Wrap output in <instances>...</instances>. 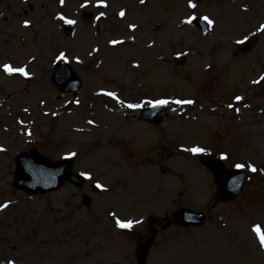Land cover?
Masks as SVG:
<instances>
[{"label":"rangeland","instance_id":"obj_1","mask_svg":"<svg viewBox=\"0 0 264 264\" xmlns=\"http://www.w3.org/2000/svg\"><path fill=\"white\" fill-rule=\"evenodd\" d=\"M58 59L82 79L75 97L50 81ZM159 99L158 127L129 110ZM31 149L87 180L22 193L13 159ZM203 154L247 173L236 197ZM3 200L0 264H136L137 234L158 227L145 264H264V0H0ZM181 206L203 225L149 224Z\"/></svg>","mask_w":264,"mask_h":264},{"label":"water","instance_id":"obj_2","mask_svg":"<svg viewBox=\"0 0 264 264\" xmlns=\"http://www.w3.org/2000/svg\"><path fill=\"white\" fill-rule=\"evenodd\" d=\"M199 24L204 30L205 26L201 22H199ZM52 80L57 86H61L62 90H75L80 84L78 78H76L71 73L69 67L63 63H58L56 65ZM156 111L149 109L143 110L141 118L158 122L155 115ZM16 165L18 168V176L14 179L15 185L30 192H45L55 188L59 184V177L63 175L62 166H60V164L45 165L43 160L39 161L37 159L35 152H31L30 154H18L16 156ZM65 166H68V163H65L64 167ZM227 175L230 178L234 174ZM237 190L238 189H235L234 192ZM180 213L192 219L200 218V216H196L194 213L186 211L185 208Z\"/></svg>","mask_w":264,"mask_h":264}]
</instances>
